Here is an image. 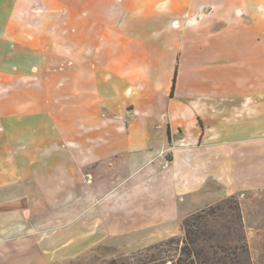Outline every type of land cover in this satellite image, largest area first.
<instances>
[{
    "label": "crops",
    "instance_id": "0c3cea01",
    "mask_svg": "<svg viewBox=\"0 0 264 264\" xmlns=\"http://www.w3.org/2000/svg\"><path fill=\"white\" fill-rule=\"evenodd\" d=\"M264 190V0H0V264L183 234Z\"/></svg>",
    "mask_w": 264,
    "mask_h": 264
},
{
    "label": "trees",
    "instance_id": "16d2710c",
    "mask_svg": "<svg viewBox=\"0 0 264 264\" xmlns=\"http://www.w3.org/2000/svg\"><path fill=\"white\" fill-rule=\"evenodd\" d=\"M249 258L241 207L233 196L187 217L182 237L169 238L107 264H248ZM120 259L124 261L119 263Z\"/></svg>",
    "mask_w": 264,
    "mask_h": 264
},
{
    "label": "rangeland",
    "instance_id": "374dc122",
    "mask_svg": "<svg viewBox=\"0 0 264 264\" xmlns=\"http://www.w3.org/2000/svg\"><path fill=\"white\" fill-rule=\"evenodd\" d=\"M230 197L233 196L225 197L213 205L222 203ZM235 198H238L241 207L244 235L248 242L250 251V258L248 259V262L246 261V263L264 264V190L254 191L243 195H235ZM219 230L224 231V229ZM143 249L145 248H142L137 252L126 253L112 246L100 245L89 251L87 254L70 259L64 264H107L114 259L122 257L130 258ZM78 258L81 259L80 262L76 261ZM122 260L124 261V259ZM122 260L120 259L119 263H121Z\"/></svg>",
    "mask_w": 264,
    "mask_h": 264
}]
</instances>
